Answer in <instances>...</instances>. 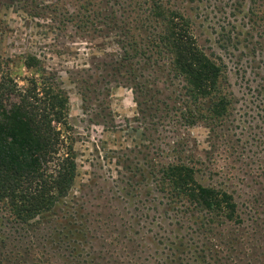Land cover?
Wrapping results in <instances>:
<instances>
[{
    "label": "trees",
    "instance_id": "16d2710c",
    "mask_svg": "<svg viewBox=\"0 0 264 264\" xmlns=\"http://www.w3.org/2000/svg\"><path fill=\"white\" fill-rule=\"evenodd\" d=\"M48 1L45 7L58 24L54 25L58 37L89 35L103 38L105 44L111 40L116 47L107 55L110 61L102 58V70L107 71L104 91L115 84L134 94L138 120L154 148L150 193H154L152 210L158 215L153 219L164 218L159 213L163 208L175 227L170 237L157 241L171 252L169 262L264 264L260 230L251 228L246 243L232 239L243 224L233 194L198 180L197 166L205 163L181 155L192 149L185 148L173 130L203 123L211 135L210 150L203 154L216 155L211 158L214 163L232 160L236 154L243 157L244 137L264 141V134L253 130L259 129L254 121H249L245 135L238 132L233 93L226 88L223 67L200 47L190 9L181 0ZM25 62L29 68L41 63L34 56ZM81 84L87 94L95 92L90 76H81ZM68 117L69 98L52 76L30 77L20 85L0 69V264L102 261L95 238H77L88 229L85 223L78 228L76 218L68 214L61 220L44 216L69 195L77 176L78 155ZM165 132L175 135L164 145L177 155H165L160 144ZM108 210L107 219L120 216L116 207ZM112 243L125 244L124 249L132 247L131 251L135 244L140 248L132 238L113 237Z\"/></svg>",
    "mask_w": 264,
    "mask_h": 264
},
{
    "label": "rangeland",
    "instance_id": "374dc122",
    "mask_svg": "<svg viewBox=\"0 0 264 264\" xmlns=\"http://www.w3.org/2000/svg\"><path fill=\"white\" fill-rule=\"evenodd\" d=\"M181 1L195 19L200 47L223 67L226 88L233 93L238 132L245 135L249 121H254L259 129L253 130L264 134L260 131V127L264 129L262 0ZM48 4V0H0V69L20 85L26 84L27 78L41 79L46 73L69 98V132L78 155L77 176L69 195L44 216L61 220L68 214L76 218L78 228L86 224L88 229L77 238H95L102 261L94 264H171V252L164 242L161 245L157 241L170 237L175 227L170 226L171 219H166L169 214L164 215L163 208L159 213L165 219H153L158 215L152 210L154 193H150L149 161L154 148L138 120L134 94L132 89L115 84L107 85L109 90L104 91L107 71L102 70V58L110 61L107 55L116 47L111 40L105 44L103 38L89 35L58 37L57 23L51 21L54 17L45 7ZM30 56L41 61L38 68L26 65ZM81 76L91 77L95 92L84 91ZM173 130L180 141L184 140L185 148L192 149L190 154L181 155L205 163L197 166L198 180L233 194L243 224L232 239L238 237L246 243L247 232L253 227L264 237V141L241 137L248 141L242 140L241 148L246 149L243 157L236 154L232 160L223 158L214 163L213 154L207 158L203 154L211 147L210 130L203 123L189 129L179 125ZM165 135L160 144L168 156L171 149L164 144L175 135ZM109 206L116 207L120 216L107 219ZM131 215L132 219H126ZM113 237L132 238L139 241L140 248L135 244L132 251V247L126 250L125 244H113Z\"/></svg>",
    "mask_w": 264,
    "mask_h": 264
}]
</instances>
